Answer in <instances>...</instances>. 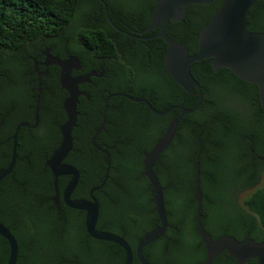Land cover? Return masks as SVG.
<instances>
[{
    "label": "trees",
    "instance_id": "16d2710c",
    "mask_svg": "<svg viewBox=\"0 0 264 264\" xmlns=\"http://www.w3.org/2000/svg\"><path fill=\"white\" fill-rule=\"evenodd\" d=\"M106 1L112 20L132 32L149 27L157 2ZM222 3L223 0H212L189 5L181 20L170 21L167 33L184 43L190 54L197 52L201 30ZM248 21L250 31L264 32V0H256ZM160 27L161 24L145 35H154ZM35 44L39 47L52 44L54 53L69 44L71 53L81 60L83 73L97 70L103 59L107 70L114 66L118 73L107 82L93 77L91 83L80 87L89 91L91 98L81 97L78 104L73 149L65 159L81 174L73 198H88L91 188L101 184L107 172V154L98 150L92 140L102 123L105 95L125 92L134 98H146L160 111L176 104L191 108L199 99L197 90L189 94L167 71L164 64L167 43L162 37L133 39L121 33L106 17L101 1L0 0V107L6 90L21 88L17 79L22 69L26 70L29 62L32 64L24 50L36 55L32 48ZM58 71L52 67L48 78L51 84L60 87ZM192 73L203 88L204 100L194 113L180 121L173 144L155 166L165 187L172 226L165 237L144 248V255L154 264H207L205 245L196 226L199 153L206 230L213 239L231 235L241 240L249 236L264 241V204H253L261 191L241 202L238 195L249 187L245 175L234 163L224 162L228 159L225 153H252L250 147L257 153L264 151V107L258 86L227 67L215 70L211 58L195 61ZM127 81L136 83L130 84L132 91L127 92ZM26 85L35 87L32 82ZM98 86L105 88L104 96L96 93ZM113 100L120 105L117 119L109 111L108 123L96 139L108 149L112 160L104 187L95 191L101 204L97 228L125 237L135 253L139 238L158 222L152 186L143 174L144 152L153 147L179 110L158 115L145 103L129 97ZM60 113L64 123L67 115L63 107ZM113 121L118 123L113 133L119 138L108 139L105 130L112 127ZM132 125L141 133L133 140L122 129L123 126L131 129ZM60 140L57 128L53 148ZM52 150L18 153L12 173L0 182V221L18 240V264H124L126 252L120 245L89 235L85 211L69 207L62 196L60 208L55 204L54 176L46 165ZM213 153H221L217 165ZM1 155L5 163L0 167L8 166L12 153ZM162 161L166 163L165 169L161 167ZM70 178H59L61 194ZM9 251V242L0 235V264H7ZM194 254L198 256L196 261ZM133 264H141L136 253ZM211 264H237V261L224 251ZM246 264L258 262L251 259Z\"/></svg>",
    "mask_w": 264,
    "mask_h": 264
},
{
    "label": "water",
    "instance_id": "95a60500",
    "mask_svg": "<svg viewBox=\"0 0 264 264\" xmlns=\"http://www.w3.org/2000/svg\"><path fill=\"white\" fill-rule=\"evenodd\" d=\"M105 14L110 23L119 31L128 34L131 37L148 39L151 37H162L167 43V51L164 57V64L173 77L186 92L192 94L198 91L199 99L194 107H186L185 104L171 105L160 111L156 109L151 101L146 98H134L129 96L136 102L145 103L154 113L165 115L172 110H179V113L171 120L163 134L158 138L153 147L144 152L143 156V174L147 176L154 193V202L158 213V222L155 226L146 231L138 240L135 253L141 264H154L150 262L144 255V248L155 243L159 239L167 235V230L171 227L168 218L165 200V187L161 183L155 166L161 159L163 153L173 144L176 137L180 121L188 114L194 113L204 100V92L200 82L192 73V64L195 61L211 58V63L215 70L227 67L234 71L241 79L254 83L258 86L259 97L264 107V32L250 31L248 17L251 8L256 0H223L221 8L216 12L210 22L201 30L199 35L198 51L190 54L188 47L167 33L170 21H179L185 14L189 5L194 3H210L212 0H157L153 13L151 24L146 32L157 29L161 24L158 32L152 36H145L143 32L134 34L121 29L111 18L109 8L106 1ZM49 64H55L62 70L61 85L69 93L64 102V110L67 115L66 121L61 125V141L59 146L53 151L46 165L51 169L54 176L55 195L53 200L58 208H60L61 196L69 207L86 212L85 226L89 235L98 240L111 241L120 245L126 252L124 264H133L134 250L127 239L120 234L100 230L97 228L101 204L95 191L102 189L109 177L111 168V154L107 148H103L96 142L97 136L103 130L106 123L105 117L102 125L97 129L93 137V145L107 154V172L101 182L91 188L88 198H73V193L80 182V171L73 164L67 163L70 151L73 149V130L77 126L78 120V102L79 97L85 94L80 90L79 84L91 81L93 76L98 77V71H92L82 76L74 77L72 72L74 69L81 67V60L77 56H70L62 59L59 56H49ZM15 137L14 153L8 166L0 167V182L10 173H12L18 153L17 133ZM198 155V169L196 181L197 212L196 226L197 231L205 245L206 263L211 264L213 259L224 251H227L237 264H246L251 259H257L258 264H264V241H255L251 237L238 239L231 235H225L218 239H213L211 234L206 230L203 224L204 202L203 192L200 180ZM62 176H70V180L63 188L62 194L59 188V178ZM0 235L7 239L10 246L7 264H18L19 243L10 228L0 221Z\"/></svg>",
    "mask_w": 264,
    "mask_h": 264
},
{
    "label": "flooded vegetation",
    "instance_id": "af4514ba",
    "mask_svg": "<svg viewBox=\"0 0 264 264\" xmlns=\"http://www.w3.org/2000/svg\"><path fill=\"white\" fill-rule=\"evenodd\" d=\"M101 2L103 3V1ZM146 29L136 32L128 31L126 29L123 30L134 34H139L140 32H143V35H145V33H150L151 31H153L151 30L150 32H146ZM120 32L124 33L122 31ZM145 36H152V35H145ZM112 38L115 40V42H117V40L113 36ZM131 38L135 39L138 37H131ZM66 46L68 48L62 47L61 52L59 51L58 53H54L53 51L54 48L52 44L51 45L44 44V46L41 47H39L37 44L33 45L32 48L34 49L35 51L34 53L36 55L30 53L29 50L27 49L24 50V55L25 54L27 55L26 57L28 61L32 60V64L29 62V65L27 66L28 68L26 70L22 69L21 76L17 79L18 83L21 85V88L16 90L5 91V100L3 101L2 106L0 107V165L5 163L4 156L1 155V153H12V154L14 153V147H15L14 135L16 133H17V148H16L17 153H48L49 150L52 149H53L52 150L53 153V151L59 146L60 143L58 144L57 147L53 148L57 140V128L60 129L61 125L63 124L61 123L62 116L60 113V108L63 107L64 110V102L69 96V93L61 85V81H60L61 72H62L61 68L55 64H49V56L50 55L59 56L62 59H67L70 56H73L74 54L71 53L70 45L66 44ZM61 53L64 54V57H61ZM105 63L106 60L103 59L101 64L99 65V68L97 70H92V71H98V73L100 74V76L98 77L104 80V82H107L110 80L109 78L110 76L115 77L117 76L118 73L116 72L114 66L107 70L105 68ZM52 67H57L59 69L58 72H59L60 87H57L49 82L48 75ZM81 70H82V66L79 69H74L72 75L74 77H78L87 74L89 72H92L89 71L87 73L86 72L83 73L81 72ZM107 71L109 72V76L107 75ZM92 78L91 81L89 82H84L79 84V88L86 83H91ZM8 80L11 81L12 83L17 82L16 80L13 79H8ZM27 82L34 83L35 87L26 85ZM131 83H133L134 85L136 84L134 83V81L132 82L127 81L126 82L127 92L133 90V88L130 86ZM140 87L141 86L139 85L137 88ZM104 89L105 88H103L102 86H98L96 93L101 94V96H104L105 94ZM80 90L83 91L85 94L80 95L79 102L81 101V97H86L87 99L91 98V93L89 91L81 88ZM120 96L129 97L130 95L125 92H120V93L110 92L107 95H105L104 97L105 104L103 107V116H102V123H103L105 117V110H106L105 126L108 123L107 114L109 111H111L113 119H117L115 118V116L118 114L120 105L114 102L115 100H113V102L111 100L114 99L115 97H120ZM85 108L91 110L89 106H85ZM177 114L178 111L175 112V114H173L172 119ZM85 115L87 116L86 113ZM114 121L113 123L112 122L110 123L113 124L112 127L109 128V130H105L106 132L105 137L108 139H113L115 136L119 138L117 135H114L113 133V129L115 125L116 124L118 125V123ZM132 128H134L133 131H131ZM132 128L130 129L129 127L126 126L122 127V129L127 133V135L131 140L138 138L137 136L141 135V133H139L137 130V126L132 125ZM250 151L252 153H234V155H232L233 153H225V156H228V159L227 161L224 162L227 164L234 163L235 166L239 167L240 170L245 175L244 179L246 180L249 187L245 188L238 195L240 201L244 202L249 198L252 199L257 191H261L258 201L253 200V204L262 205L264 204V151H262L261 153H257L253 147H250ZM213 154H214V160L217 165L218 161H216V159L218 158V156L220 157L221 153H213ZM165 166H166L165 161H162L161 167L165 169Z\"/></svg>",
    "mask_w": 264,
    "mask_h": 264
},
{
    "label": "rangeland",
    "instance_id": "374dc122",
    "mask_svg": "<svg viewBox=\"0 0 264 264\" xmlns=\"http://www.w3.org/2000/svg\"><path fill=\"white\" fill-rule=\"evenodd\" d=\"M198 256L196 254L193 255V259L196 261Z\"/></svg>",
    "mask_w": 264,
    "mask_h": 264
}]
</instances>
